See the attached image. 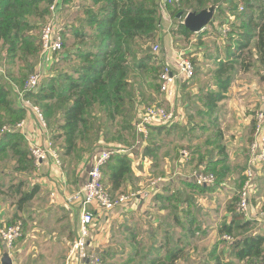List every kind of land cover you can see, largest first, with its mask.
Wrapping results in <instances>:
<instances>
[{
	"label": "trees",
	"instance_id": "obj_1",
	"mask_svg": "<svg viewBox=\"0 0 264 264\" xmlns=\"http://www.w3.org/2000/svg\"><path fill=\"white\" fill-rule=\"evenodd\" d=\"M176 1L179 12H184L185 9L200 12L211 4H218L220 14L235 16L236 20L229 23L233 28L222 35L226 58L215 57L216 68L213 74L222 89H227L236 68L243 72L252 68L254 53L264 65V0ZM52 2L53 0H0V55L4 59L2 80L0 79V156L11 153L10 160L16 172L9 174L11 183L8 186L0 183V195L16 206L12 219L4 226L18 222L22 224V236L14 246L25 235L28 221L19 212L27 209L42 188L39 184L30 183L27 178H32L37 166L25 135L16 128L25 119L26 108L16 104L13 90L14 87L23 88L33 70L30 69L31 65H26L29 57L35 61L42 52V40L36 30L47 21ZM240 2L245 4L243 10L239 9ZM63 3V14L73 10L72 13L83 14V17L76 16L77 24L74 25H70L66 18L63 19V52L55 60L59 68H63L57 74L50 75L36 92L28 96L35 103L42 104L51 141L61 158L63 156L65 159L78 160L73 168L62 164L67 177L70 180L75 177V184L78 183L76 173L85 155L96 147L116 142L129 150L116 153L103 168L104 183L110 194H124L127 193L128 189L125 188L134 173L130 154L138 155L143 148L153 161L159 148L148 146L149 141L154 136L171 134L182 127L177 123L152 126L146 144L142 142L137 148L125 146V134L131 132L136 138L137 130L135 131L133 121L141 112L139 106L147 103L148 90L152 88L157 91L160 87L158 80L166 64L159 55L150 52L147 45L156 41L163 31L161 22L164 13L158 0H63ZM210 24L213 25V22ZM210 33L208 27L199 33H193L184 24L179 29L172 30L173 35H182L186 39L194 34L201 38ZM198 70L195 67L194 77ZM186 81H181L183 86L187 85ZM220 98L212 92L200 95V100L210 107L211 112L217 107ZM176 149L180 156L181 151ZM184 149L190 151L189 147ZM196 151L197 149L190 151L188 162L196 160L199 164L206 156L210 157L203 171L215 172L217 182L213 186H206L187 181L186 186L200 188L202 192H213L216 185L223 181L227 169H218L219 163L210 160V150L198 154ZM153 166L159 167V163L153 161ZM176 194V201L181 202V195ZM237 197L228 206L230 222L219 228L221 242L229 246L238 260V263L230 260L226 264H264V233H256L254 221L238 212ZM188 201L192 203V199ZM172 207L178 208L177 205ZM184 212L187 219L190 212ZM174 218L177 223L182 224L180 217ZM187 221L194 224L192 219ZM131 230L129 233L137 241L134 247L135 258L124 264L138 261L137 264H174L183 257L184 248L180 246L167 251L164 259L154 257L151 250L138 245L139 240L136 238L139 234ZM225 235L230 236L231 240H226ZM101 256L102 264H108L109 253L104 252Z\"/></svg>",
	"mask_w": 264,
	"mask_h": 264
},
{
	"label": "crops",
	"instance_id": "obj_2",
	"mask_svg": "<svg viewBox=\"0 0 264 264\" xmlns=\"http://www.w3.org/2000/svg\"><path fill=\"white\" fill-rule=\"evenodd\" d=\"M61 14H63V10H61ZM165 15L164 13V18ZM161 58L165 64L173 65L177 57L176 53L168 52L163 54ZM45 68L48 69L47 66ZM252 69L250 70L252 71ZM250 70L244 74H248ZM210 71L209 68L199 69L195 80L186 81V86L181 85V81H179L177 90L189 91L193 96H200L204 92L218 94V97L221 98L218 100L217 107L213 112L210 111L208 105L200 102L199 104L202 106H200L198 112L188 113L177 106L179 103L177 99L175 107V98L172 102L167 100L168 108L176 113L175 123L186 128L182 141L188 142L187 145L191 152L197 149L198 154V152L206 153L210 150L212 158L210 160L219 163L220 166H225L226 169L241 160H244L247 165L249 145L254 135V115L257 110L264 107V72H261L260 75H257L256 73L259 72H256L250 80H247V77L243 76V71L239 68L233 71L228 87L224 90L215 77L213 78V73L212 80L208 78ZM208 79L209 82H207ZM181 102L185 104L184 100H181ZM187 105L185 104V108H187ZM18 129L25 135L30 149L34 146L44 147L46 145L50 132L48 133L39 121L37 114L28 107H26V117L23 120V125ZM204 140L207 142L206 144L202 143ZM215 147L217 148L215 149ZM102 148L104 147H98L93 151L94 153L88 159L86 165L81 163V171L78 172V183L76 184L71 182L65 173L64 167L58 165L51 155L47 156L43 165L37 169L32 178L27 177L30 183L39 184L42 190L27 209L19 212L28 221L25 235L15 246L9 249L13 264H88V262L77 259L70 254L71 246L78 233L80 211L78 203L68 198L85 183L89 169ZM180 151V156L177 154L178 150H176L172 155H169V158L165 157L167 163L165 167H162L165 172H161L162 174L158 177L155 185H150L144 191L142 190L141 192L145 193L139 195L134 202L111 211L94 206L95 220L92 227L91 247L101 255L108 252V264L110 262L127 263L135 258L134 247L137 245V241L133 240L132 235L129 233L130 229L138 232L139 235L136 238V240H139L138 245L140 244L141 248L151 250L152 255L159 259L166 258L167 251L180 246L191 251L192 255L187 254L186 256L187 262L190 261L189 264H226L230 260L238 263L229 246L221 242L219 234V228L222 224L229 223L231 220L228 206L233 198H228L223 207L224 212L220 214L223 219L219 224H213L212 228H209L211 231L208 227L203 226L201 218L210 215L219 217L220 215H217L218 209L215 210V214L207 208H203L201 214H199V211L194 214L192 210L193 198L191 203L188 201L190 196L184 197L181 194H179L181 195V202H179L181 204H177L175 198L177 187L179 189L180 185L186 186L185 182L193 181L192 178L184 176V171L191 166L194 168L197 165L204 167L210 158L206 156L204 161L199 164L196 160L188 162L190 151L188 150L189 157L186 159L183 157L182 150ZM130 157L133 159L132 153ZM145 159L147 161L142 162L143 169L138 170L134 167L133 177L135 181L137 178L142 179V177L148 175L150 172L149 166H153L151 159ZM157 159L159 158H156L155 161L159 163L161 160ZM159 168L160 163L159 167L155 169ZM259 176L262 177L261 182L264 181V167L259 171ZM228 178L227 175L225 180ZM8 179L9 177L6 178L7 182ZM225 180L216 186L223 189L227 185ZM6 181L2 183L6 185ZM9 182L11 183V178ZM132 187L134 186L129 182L125 189H131ZM260 187V190L258 188L256 195L253 197L254 199L252 198V212L247 218L254 221L256 233H264V221L258 219L260 212L264 211L261 210V207L264 206L263 184ZM157 195L163 197L158 198ZM257 198L258 202H255ZM158 201H160V204L156 203ZM172 205H178L181 211L183 210L182 212H184V209H188L189 206L187 212L190 213L187 215V219L194 220V224L189 223L184 229L177 226L176 220L174 222L172 218L164 221V213ZM181 205H184L183 208ZM15 210L16 206L13 202L0 195V228L12 219ZM198 215L201 216L200 219ZM180 219L182 221L181 217ZM202 238L205 240L210 239V242L206 244L200 258H198L197 252L200 250L196 246L197 244L194 245V241L196 240L199 243L200 240H203ZM6 249L8 247L0 236V255ZM178 261H175L174 264Z\"/></svg>",
	"mask_w": 264,
	"mask_h": 264
},
{
	"label": "rangeland",
	"instance_id": "obj_3",
	"mask_svg": "<svg viewBox=\"0 0 264 264\" xmlns=\"http://www.w3.org/2000/svg\"><path fill=\"white\" fill-rule=\"evenodd\" d=\"M158 1L160 3L162 13H165L167 16L165 15V18L164 17L162 18L161 26L163 28L162 29L163 31H161L158 39L147 45V48H150L149 51L159 55L160 57H162L163 54H165V53L174 52V53H176V57H177L175 64L178 61V54L182 53L185 55V56L183 55L185 58H189L193 62V64L194 63L196 64V65L194 64V66L196 68H199V69L209 68L211 71H210L208 78H211L210 80H212V76H213L212 73L216 68V66H215V61H216L215 59L217 58L216 56H218V57L222 56V58H226V53H225L226 50H225V48H223L224 40H223L222 35L224 34V31H229V29L233 28L232 26H229L230 25L229 23L236 20L235 16L228 15V14H226V15L220 14L219 11L217 10V7L219 5L218 4H211L210 6L205 8V9H210L213 7L215 8L214 13H213V17H212L213 25H211V24L208 25V29L211 30V33L207 34V35H203L201 38L198 37V34H194L192 37H189L186 39L182 35H173L172 30H177L180 28V25L183 24V22H184V17L186 14H188L189 12H196V11L191 10V9H185L184 12H179L178 6L175 5L177 2L176 0L174 2H171V3H165V0H158ZM244 6H245V4L243 2H240L239 9L243 10ZM170 7L172 9H170ZM72 12H73V10H70V11L66 12V14H61L59 22H62V24H63V19L66 18L68 21H70V22H68L70 25L77 24V22H76L77 17L76 16L83 17V14L82 15H75ZM180 13H182L183 16L181 18H178V14H180ZM213 20H215V21H213ZM49 21H52L51 14L48 15L47 21L45 22V24H43L44 23L43 22L41 24V27H39V29L36 30L39 37H41L43 27ZM156 46L159 47L158 52L155 51ZM253 47H254V45H252V48ZM62 52H63V49L60 52V54ZM57 57H59V54L55 55V58H57ZM3 61H4L3 56L0 55V79L1 80H2V75H3V73H1ZM55 62L56 61H54L51 64L50 68L47 69V68H44L43 66H41V53L38 56L37 60H35V61L32 57H29V61L26 65H28V66L31 65L30 69H33L31 71V73L29 74V76L34 74V73H41L43 75L42 82H41V84H42L43 82H45L48 79V77L50 75H52L53 73L57 74V72L61 68H63L62 66H60V68H59L57 62L56 63ZM175 64H173V65H175ZM52 67H54L53 70H52ZM252 68H253L252 71L250 70V72L248 74H244L246 72H242L244 74L243 76L247 77V80H250L252 78V75L255 74L256 72H259V73H256L257 75L258 74L260 75L261 72H264V65H262L260 63V61L258 60L257 55L255 53H254V57H253ZM238 69L239 68H236V70H238ZM17 70H18V68H17ZM213 78H214V76H213ZM193 80H195V77L192 80H187V81H193ZM210 80L208 79L207 82H209ZM158 83L160 84L159 80H158ZM180 83L182 85L183 82H180ZM24 86H25V84H24ZM21 89H23V88L14 87V90H13V96H15V102L18 106H20V103L18 102V96H19V92ZM263 89H264V87H263ZM210 91H213V90H210ZM176 99L179 102L177 106H179L180 108H182L184 111H186L188 113L189 112H194V113L198 112L200 106H202L199 103L203 102L202 100H200V96H193L189 91L179 90V89L177 90V95H176V98L174 101L175 107H176ZM167 100L168 99L166 98L165 94L161 92L160 87L157 91L153 90L152 88L149 89L147 92V101H146L147 103H143L139 106V108H141V110H140L141 112H140L139 116H137V118L133 121L135 128H136L137 121L139 120V118L143 114L144 110L149 105H154V104L160 103V104H163L168 109L169 106L167 104L168 103ZM181 100H184L185 104H188L187 108H185L186 106H185V104H183L181 102ZM31 102L33 105L38 106L41 109V111L44 115L46 126L48 128V120L46 119V115H45L44 108H43L42 104L35 103L33 99H31ZM29 109H31V108H29ZM254 120H255V115H254ZM6 128H8V127H6ZM185 130H186V128L182 126L178 130H174V133H171V134L169 133L167 135L154 136L153 139H151V141H149L148 146L151 145V147L155 146L156 148H159L158 155H157V157L156 156L155 157L159 158L157 160H161L159 162L160 168L156 170L155 169L156 167L150 165L149 166V170H150L149 174L142 177V179L137 178L136 181H135L134 177L132 176L130 182L132 183V185L134 187H132L131 189H128L127 193H128V191H136V192L142 191V190L144 191V189L148 188L150 185H152V186L155 185L156 181H158V177H160L161 176L160 174H162L161 172H165L162 169V167H165V165L167 163L165 160V157L169 158V155L170 154L172 155V153H174L177 150V149L175 150V148H179V150H182V152L188 153V155L183 154V157L185 159L187 157H189L188 149H183L186 147L188 148V145H187L188 142L182 141L184 139L183 137L185 134ZM135 131H136V129H135ZM125 135H126L125 146L131 147V148H133V147L137 148L138 146H140V138H139L140 135L139 134H138L139 137L136 134L135 139H134L135 135L131 134V132H128ZM146 143L147 142H145V144ZM202 143L206 144L207 142H205V140H204V141H202ZM121 145L122 144H118L116 142L111 143V145L110 144L107 145L105 143L104 148H112V147L116 148L117 146L121 147V148H126V147L121 146ZM104 148H102V149H104ZM95 149H97V147ZM139 151L140 152L138 155L133 154V159H132L134 167L138 170L143 169L142 162L147 161L145 158H149L148 153L144 152L143 148L140 149ZM93 153L94 152L92 151V152L85 155V158L82 161V163L84 165H86L88 159L92 156ZM155 157L153 158V161L156 160ZM10 158H11V153H7L4 156H0V180H1L0 182L6 181V178L9 177L8 182L6 181V186H8L7 184H10L9 181H10L11 176L9 174L10 173L16 174V172L13 170L14 169L13 163L11 162ZM170 158H172V157H170ZM60 160H61V165L64 164L70 168H73L74 165L77 164V162H78V160L73 159V158L65 159V158H63V156L61 158V155H60ZM80 166H79V170L76 173V176L79 175L78 172L81 171ZM246 166L247 165H246V163H244V160H241L239 163H236L235 165L234 164L231 165V167L229 169L227 167L228 172H227L226 176H224L223 180H225L227 175L229 178L225 180L227 185L223 189H220V187L216 186L217 188H215V190L213 192H211V191L202 192L200 188L197 189V188H193L192 186L180 185L179 189L177 187L176 193H179L184 197L190 196L189 200H191L193 198L194 204H192V210H193L194 214L197 213L198 211H199V214H201L203 208H207L209 210H212L214 214L216 213L215 210L218 209L219 211H217V215H220L221 213L224 212L223 207H224L225 203L228 201V198L234 199L235 197L240 196V191L242 190L244 183L246 181V176H245ZM2 169H4V171H2ZM218 169L225 170L226 167L220 166ZM260 170H262L261 167H259L258 171H260ZM196 171H203V167L200 165H197V167H195V168L193 166L188 167V169L184 171L185 172L184 176L186 178H191V175ZM213 173H215V172H213ZM4 177H6V178H4ZM21 177L22 176H20L19 178L21 179ZM261 178L262 177L259 176L258 179H256V180L259 183L258 184L259 190L261 188L260 186H262V184H263L262 192L264 193V181H262L263 182L262 183ZM74 179H75V177L73 176L71 179L72 183H74ZM235 179H236V181H235ZM143 193H145V192H143ZM202 195L204 197H201ZM255 195H256V193L253 195V197ZM70 197L71 196H69V198ZM206 197H208V199H206ZM201 198H204V199H201ZM255 202H258V198L255 199ZM156 203L160 204V201H158ZM177 204L180 205L181 203L177 202ZM184 205H181V207L183 208ZM251 205H252V203H251ZM261 208H262L261 210H264V206ZM166 210H165L166 213H164V216H163L164 221H168L170 218H172L174 221V220H176L174 218V216H178V217L182 218V224L178 222L179 224L177 223V226H179L180 228H184V229L188 226L189 222L186 219V214H185V212H182L183 210L181 211V208H179V206H178V208L169 207ZM186 210H188V209L187 208L184 209V211H186ZM176 212L177 213L179 212V213L175 214ZM198 217H199V219L201 218V216H199V215H198ZM222 219H223L222 215H220L219 217H214V215L212 217L210 215V216H203L201 218V222H203V224H204L203 226L208 227V229H209V228H212L213 224H215V225L219 224ZM209 230L211 231V229H209ZM202 239L203 240H200L199 243L196 240L194 241V245L197 244L196 246H198L199 250H200L199 252H197V254L199 256L198 258H200L203 248L206 246V244H208L210 242V239H208V240H205L204 238H202ZM187 254H190V256L192 255L191 251L188 250V248L184 247L183 257L176 264H189L190 261L187 262V258H186ZM123 263L124 262H122L120 264H123ZM137 263H134V264H137ZM110 264H119V263L110 262Z\"/></svg>",
	"mask_w": 264,
	"mask_h": 264
},
{
	"label": "built area",
	"instance_id": "obj_4",
	"mask_svg": "<svg viewBox=\"0 0 264 264\" xmlns=\"http://www.w3.org/2000/svg\"><path fill=\"white\" fill-rule=\"evenodd\" d=\"M175 0H165V3H171ZM63 0H53L50 5L52 21H49L42 30V52L41 66L50 68L55 61V55L60 54L63 49L64 24L59 22L61 16ZM226 31H224L225 33ZM158 46L155 51L158 52ZM184 54H178V61L173 65H166L160 74V90L165 94L168 101L172 102L177 95V84L179 81L191 80L195 75V66L189 58H185ZM43 75L34 73L29 76L25 86L20 90L18 102L21 107L31 108L38 116L42 125L46 126L44 115L38 106L31 102L28 94L36 92L41 86ZM176 113L170 108H166L163 104H154L148 106L136 123L137 134L140 135V144L146 142L149 137V130L152 126L170 125L176 121ZM23 125V121L17 124L16 128ZM5 129H10L6 128ZM129 150L126 148H104L94 160L88 172V178L85 183L72 194L69 200H74L79 205V225L77 237L74 240L70 254L77 259L84 260L88 264H102L101 253L95 251L91 247L92 227L95 220L94 206H99L103 210H115L118 207H125L129 203L134 202L138 196L142 195L141 191H131L129 193L112 196L104 183L103 168L107 162L116 153H125ZM32 155L35 158L37 169L40 168L47 156L51 155L58 165H61L60 153L55 149L50 138V133L46 145L34 146L31 148ZM184 155L188 153L182 152ZM264 167V107L255 113V126L253 140L249 145L248 161L246 166V181L240 191L239 201L237 204L238 212L248 218L252 212V198L258 190V169ZM194 182L199 185H213L217 182V175L214 173H206L205 171H196L191 175ZM259 220L264 221V211L260 212ZM0 236L8 249H11L16 240L22 236V224L4 226L0 228ZM226 240L231 237L225 235Z\"/></svg>",
	"mask_w": 264,
	"mask_h": 264
},
{
	"label": "water",
	"instance_id": "obj_5",
	"mask_svg": "<svg viewBox=\"0 0 264 264\" xmlns=\"http://www.w3.org/2000/svg\"><path fill=\"white\" fill-rule=\"evenodd\" d=\"M214 10L215 8L213 7L201 10L200 12H189L185 15L183 24L193 33H199L206 29L212 22ZM182 16V13L178 14V18ZM0 262L1 264H13L9 249H6V251L0 255Z\"/></svg>",
	"mask_w": 264,
	"mask_h": 264
}]
</instances>
